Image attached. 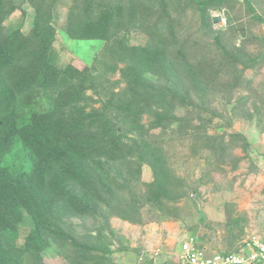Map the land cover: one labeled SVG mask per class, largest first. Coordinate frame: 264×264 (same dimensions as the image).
I'll use <instances>...</instances> for the list:
<instances>
[{"label": "trees", "instance_id": "1", "mask_svg": "<svg viewBox=\"0 0 264 264\" xmlns=\"http://www.w3.org/2000/svg\"><path fill=\"white\" fill-rule=\"evenodd\" d=\"M68 39L99 44L82 64L56 51ZM263 65L264 0H0V264H153L111 218L182 221L207 183L220 220L189 234L249 255L227 175L245 156L258 172L233 125L264 130L245 75Z\"/></svg>", "mask_w": 264, "mask_h": 264}, {"label": "rangeland", "instance_id": "2", "mask_svg": "<svg viewBox=\"0 0 264 264\" xmlns=\"http://www.w3.org/2000/svg\"><path fill=\"white\" fill-rule=\"evenodd\" d=\"M213 14L214 16H221L218 12H213ZM214 24L215 26L224 25L223 18ZM256 30L259 29L256 28ZM98 44L99 41L97 40L68 39L66 44L56 45V51L59 52L60 48L65 45L64 47L67 48L68 53L74 56L77 61H82L81 63L83 64L90 61L95 50L94 46ZM245 75L253 78L254 85L263 83L264 65L257 71L247 69ZM233 127L235 129L246 130L249 136L255 138L253 142L254 152L251 155L258 172L248 171L250 158L245 156L240 161L239 168L227 175V179L235 176L234 188L230 195L236 197L238 209L247 211L249 216V222L246 227L247 235H258L259 233L262 235L261 231H264V157L261 156V153L264 152V130L256 133L255 129L240 121H236ZM234 153L236 155L243 154L240 148H235ZM199 175L200 170L197 169L194 177ZM199 190L202 196L201 200L198 199L196 204L200 208V211L191 210V214L182 221L162 220L157 223L150 222L151 224H147L145 227L134 226L117 218H111L110 223L128 239L130 246L139 248L141 254L142 252L149 253L153 264H179L180 240L184 235L189 234L188 226L198 223L197 233L199 234L200 232L207 231L199 221L200 216L205 215L206 220L211 222L220 220V212H217V209L213 207L215 199H213L210 184L200 185ZM60 218L63 219V216L60 215ZM220 236L221 231L217 227L216 234L212 239V245L220 246ZM203 245L208 250L213 249L208 241H203ZM45 257L46 261L50 264H62V261L56 256L49 254L45 255ZM122 260L126 264H145L144 255L136 258L135 261L133 255L129 257L122 256Z\"/></svg>", "mask_w": 264, "mask_h": 264}, {"label": "built area", "instance_id": "3", "mask_svg": "<svg viewBox=\"0 0 264 264\" xmlns=\"http://www.w3.org/2000/svg\"><path fill=\"white\" fill-rule=\"evenodd\" d=\"M249 255L242 253L207 254L203 249L194 246V240L189 237L182 243L181 259L187 264H252L257 258L264 261V242L256 234L246 239Z\"/></svg>", "mask_w": 264, "mask_h": 264}, {"label": "clouds", "instance_id": "4", "mask_svg": "<svg viewBox=\"0 0 264 264\" xmlns=\"http://www.w3.org/2000/svg\"><path fill=\"white\" fill-rule=\"evenodd\" d=\"M213 16H214V14H213ZM220 16V15H219ZM221 17V19L223 18L222 16H220ZM223 20H224V18H223ZM224 22H225V20H224ZM215 23V22H214ZM118 219V218H117ZM124 222H126V221H124ZM128 223V222H127ZM130 224V223H129ZM248 236H250V234L249 235H247L246 237H245V239H244V241L247 239V237ZM189 237H192L193 238V240H194V246L195 247H197V248H199V249H203L207 254H214V253H216V252H211L210 250H208L206 247H200V246H198V244H199V242L193 237V236H191L190 234H187V235H184L182 238H181V240H180V253H179V255H178V259H179V261H180V263L181 264H187V263H185V262H183L182 261V259H181V253H182V243H183V241H185L186 239H188ZM260 237V236H259ZM197 242H196V241ZM243 241V242H244Z\"/></svg>", "mask_w": 264, "mask_h": 264}, {"label": "water", "instance_id": "5", "mask_svg": "<svg viewBox=\"0 0 264 264\" xmlns=\"http://www.w3.org/2000/svg\"><path fill=\"white\" fill-rule=\"evenodd\" d=\"M218 20H221V17L219 15L213 16V22H217Z\"/></svg>", "mask_w": 264, "mask_h": 264}, {"label": "crops", "instance_id": "6", "mask_svg": "<svg viewBox=\"0 0 264 264\" xmlns=\"http://www.w3.org/2000/svg\"><path fill=\"white\" fill-rule=\"evenodd\" d=\"M148 224H151V223H148ZM131 225H133V224H131ZM147 225V224H146ZM134 226H138V225H134ZM145 227V226H144Z\"/></svg>", "mask_w": 264, "mask_h": 264}]
</instances>
